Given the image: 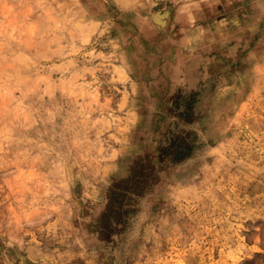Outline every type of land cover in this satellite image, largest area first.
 <instances>
[{
    "label": "rangeland",
    "instance_id": "obj_1",
    "mask_svg": "<svg viewBox=\"0 0 264 264\" xmlns=\"http://www.w3.org/2000/svg\"><path fill=\"white\" fill-rule=\"evenodd\" d=\"M0 264H264V0H0Z\"/></svg>",
    "mask_w": 264,
    "mask_h": 264
}]
</instances>
